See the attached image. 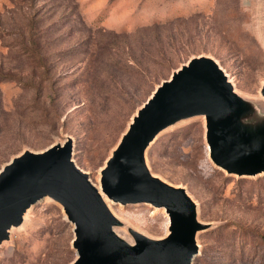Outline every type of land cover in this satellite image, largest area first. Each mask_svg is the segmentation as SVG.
Returning <instances> with one entry per match:
<instances>
[{"label": "rangeland", "instance_id": "1", "mask_svg": "<svg viewBox=\"0 0 264 264\" xmlns=\"http://www.w3.org/2000/svg\"><path fill=\"white\" fill-rule=\"evenodd\" d=\"M199 55L229 78L239 127L262 129L264 0H0V167L69 138L71 158L99 187L100 169L142 102ZM144 160L195 203L204 225L189 264H264V170L237 174L215 164L203 113L166 123ZM107 202L111 229L126 242L133 232L166 234L162 206ZM26 209L0 241V264H72L73 225L61 203L44 195Z\"/></svg>", "mask_w": 264, "mask_h": 264}, {"label": "water", "instance_id": "2", "mask_svg": "<svg viewBox=\"0 0 264 264\" xmlns=\"http://www.w3.org/2000/svg\"><path fill=\"white\" fill-rule=\"evenodd\" d=\"M264 98V80L260 90ZM240 101L211 57L193 56L163 79L142 102L100 169V188L122 203L163 206L167 232L150 238L133 232L128 243L112 229L115 218L96 186L71 158L66 138L41 151L24 150L0 167V241L20 222L31 203L49 195L72 223V264H189L197 252L195 203L183 186L152 174L144 149L166 123L180 114L203 113L211 160L227 172L264 170V127L256 133L238 124Z\"/></svg>", "mask_w": 264, "mask_h": 264}, {"label": "bare ground", "instance_id": "3", "mask_svg": "<svg viewBox=\"0 0 264 264\" xmlns=\"http://www.w3.org/2000/svg\"><path fill=\"white\" fill-rule=\"evenodd\" d=\"M218 66L221 68V66L218 64ZM222 69V68H221ZM222 71H223V69H222ZM223 73L225 74V72L223 71ZM225 76H226V78H227V80L230 82V80H229V78L227 77V75L225 74ZM231 86H232V84H231ZM233 88V87H232ZM82 169V168H81ZM83 170V169H82ZM84 171V170H83ZM85 172V171H84ZM96 188H97V190H98V192L101 194V188H100V186L98 187V186H96ZM102 198L106 201V206H107V200H111V198H109L108 196H104V195H102ZM163 207V206H162ZM27 208V207H26ZM164 208V207H163ZM165 210V209H164ZM27 211V209H25V211L22 213L23 214V216H24V214H25V212ZM166 212V211H165ZM12 227V226H11Z\"/></svg>", "mask_w": 264, "mask_h": 264}]
</instances>
